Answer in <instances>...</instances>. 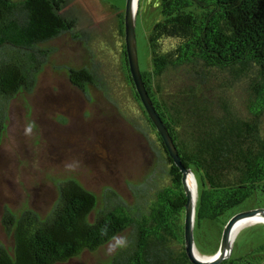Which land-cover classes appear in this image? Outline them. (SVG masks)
Wrapping results in <instances>:
<instances>
[{
  "label": "trees",
  "instance_id": "1",
  "mask_svg": "<svg viewBox=\"0 0 264 264\" xmlns=\"http://www.w3.org/2000/svg\"><path fill=\"white\" fill-rule=\"evenodd\" d=\"M65 5L66 0H0V143L13 101L35 89L50 63L55 50L48 43L76 34L75 21L61 14ZM160 16L149 36L152 68L141 72L183 165L198 180L196 241L204 230L223 231L233 216L224 218L229 211L258 193L264 196V0H161ZM124 62L140 107L130 122L156 156L151 171L128 183L129 199L112 187L97 195L68 178L57 184L47 214L6 211L2 225L12 245H0V264L64 263L99 250L115 234L125 235L128 247L104 264H193L185 250L183 174L141 104L125 45ZM63 68L89 97L90 87H97L92 71ZM240 83L245 115L226 94L227 86ZM105 225L108 234L101 236ZM219 245L203 254L214 255ZM257 258L231 256L221 264H258L262 257Z\"/></svg>",
  "mask_w": 264,
  "mask_h": 264
},
{
  "label": "rangeland",
  "instance_id": "2",
  "mask_svg": "<svg viewBox=\"0 0 264 264\" xmlns=\"http://www.w3.org/2000/svg\"><path fill=\"white\" fill-rule=\"evenodd\" d=\"M160 3L139 0L136 34L142 72L152 68L149 36L161 19ZM125 6L126 0H66L61 14L75 21L76 34L48 43L55 52L35 89L13 101L0 143V245H12L2 225L5 212L31 208L47 214L57 200L59 182L76 178L97 195L112 187L129 199L128 183L142 181L154 166L156 156L149 142L130 122L138 119L140 107L125 73V38L120 26ZM64 66L92 71L97 87H90L89 97L70 83ZM226 94L245 115L244 84L227 86ZM29 123L34 127L25 135ZM262 125L264 130V119ZM73 162L78 167L68 170L66 165ZM256 208H264L261 193L224 218ZM221 236V227L216 234L204 230L196 246L202 255L212 256L203 253L214 252ZM108 246L59 264H104L116 252L108 254ZM260 247H264V222L239 232L232 257H262L258 264H264Z\"/></svg>",
  "mask_w": 264,
  "mask_h": 264
},
{
  "label": "water",
  "instance_id": "3",
  "mask_svg": "<svg viewBox=\"0 0 264 264\" xmlns=\"http://www.w3.org/2000/svg\"><path fill=\"white\" fill-rule=\"evenodd\" d=\"M139 0H126L124 9V38L126 46V55L128 65L133 79V83L137 94L140 98L141 104L146 113L154 123L157 131L160 133L165 147L169 153L170 158L175 162L183 174L182 182L184 186L187 202L185 205L184 217V233H185V250L193 264H221L222 262L231 258L233 254V246L231 245V236L237 224L253 216L264 217V208H256L242 211L233 215L223 228L221 241L217 252L211 257L209 261H203L195 255V249L198 250L195 241V221H196V207L197 200L194 197L190 186L187 183L188 176L193 172L192 169L183 165L174 141L162 121L160 115L155 109L152 99L143 82L142 72L139 64L137 34H136V20L138 14ZM199 251V250H198ZM200 252V251H199ZM201 253V252H200Z\"/></svg>",
  "mask_w": 264,
  "mask_h": 264
},
{
  "label": "bare ground",
  "instance_id": "4",
  "mask_svg": "<svg viewBox=\"0 0 264 264\" xmlns=\"http://www.w3.org/2000/svg\"><path fill=\"white\" fill-rule=\"evenodd\" d=\"M187 183L188 185L190 186L191 190H192V193L194 195V197L198 198V180L196 178V175L194 173L190 174L188 176V179H187ZM259 222H264V217H260V216H253V217H250V218H246L242 221H240L237 226L235 227L233 233H232V236H231V245L233 246L234 244V241L237 237V235L239 234V232L249 226V225H253V224H256V223H259ZM195 255L203 260V261H209L210 259H212L211 257L213 256H206V255H202L197 249H195Z\"/></svg>",
  "mask_w": 264,
  "mask_h": 264
},
{
  "label": "clouds",
  "instance_id": "5",
  "mask_svg": "<svg viewBox=\"0 0 264 264\" xmlns=\"http://www.w3.org/2000/svg\"><path fill=\"white\" fill-rule=\"evenodd\" d=\"M34 127V124L29 123L25 126V135H30L32 132V129ZM76 167H78V162H73L71 164H67L66 168L68 170H74ZM108 234V228L107 226H103L100 229V235L101 236H107ZM108 254H112L113 252L128 247V239L126 236L115 234L112 237L109 238L108 241Z\"/></svg>",
  "mask_w": 264,
  "mask_h": 264
}]
</instances>
